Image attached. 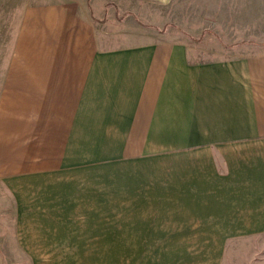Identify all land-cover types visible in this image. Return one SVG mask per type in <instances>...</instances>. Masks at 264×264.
<instances>
[{"label":"crops","instance_id":"1","mask_svg":"<svg viewBox=\"0 0 264 264\" xmlns=\"http://www.w3.org/2000/svg\"><path fill=\"white\" fill-rule=\"evenodd\" d=\"M173 1H0V264L259 262L264 51L145 29Z\"/></svg>","mask_w":264,"mask_h":264},{"label":"rangeland","instance_id":"2","mask_svg":"<svg viewBox=\"0 0 264 264\" xmlns=\"http://www.w3.org/2000/svg\"><path fill=\"white\" fill-rule=\"evenodd\" d=\"M159 13L158 24H143L145 29L186 40L200 58L264 51V0H174ZM247 241L245 248H259L255 264H264V236ZM6 252L0 250V258L5 259ZM232 252L227 264H235Z\"/></svg>","mask_w":264,"mask_h":264}]
</instances>
